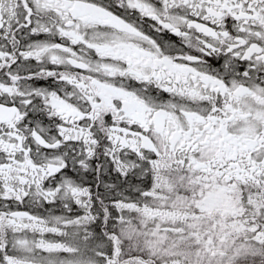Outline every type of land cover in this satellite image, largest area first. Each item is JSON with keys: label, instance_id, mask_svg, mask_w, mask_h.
<instances>
[{"label": "snow or ice", "instance_id": "snow-or-ice-1", "mask_svg": "<svg viewBox=\"0 0 264 264\" xmlns=\"http://www.w3.org/2000/svg\"><path fill=\"white\" fill-rule=\"evenodd\" d=\"M0 264H264V0H0Z\"/></svg>", "mask_w": 264, "mask_h": 264}]
</instances>
